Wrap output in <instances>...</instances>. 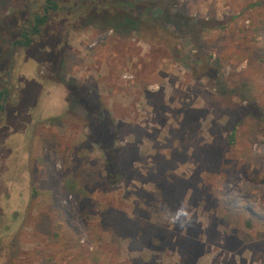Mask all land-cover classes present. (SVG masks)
<instances>
[{"label":"rangeland","instance_id":"374dc122","mask_svg":"<svg viewBox=\"0 0 264 264\" xmlns=\"http://www.w3.org/2000/svg\"><path fill=\"white\" fill-rule=\"evenodd\" d=\"M34 1L0 0L3 70L14 59L0 189L22 214L0 233L14 239L0 264H264V123L247 115L251 101L264 114V0H176L189 17L229 21L201 33L216 80L195 76L184 38L118 36L78 19V0L12 48ZM78 86L116 134L115 187L73 106Z\"/></svg>","mask_w":264,"mask_h":264},{"label":"trees","instance_id":"16d2710c","mask_svg":"<svg viewBox=\"0 0 264 264\" xmlns=\"http://www.w3.org/2000/svg\"><path fill=\"white\" fill-rule=\"evenodd\" d=\"M175 2L176 0H78L79 9H81L78 19L87 18L91 25L104 30H112L118 36L139 34L145 41H151L150 39L171 40L163 39L157 34L158 31L166 32L168 38H184L188 45L190 44L199 51L195 62L194 73L197 74L195 76L207 75L216 80L219 66L217 63H211L210 57L200 51L201 33L205 29L225 26L229 21L189 17L183 11L175 9ZM46 20V17L37 19V26H43ZM8 22L5 21V23ZM34 33L38 34V29L34 28ZM3 34L5 35L4 31H0V63L5 56L3 44L7 41ZM30 43L31 41L25 38V44ZM81 90L85 98L79 96ZM72 93L76 102L73 101L75 104H71L85 112L84 120L91 131V140L103 155L102 168L105 181L108 185L115 187L123 178L119 164L120 155L116 147V134L110 132L106 125L107 118L101 108V99L96 93L88 89L83 90L80 86L73 87ZM247 115L257 117L264 123L263 110L254 101L247 106ZM99 126H102L103 130L100 131ZM234 137L235 129L229 135L231 145L234 143Z\"/></svg>","mask_w":264,"mask_h":264},{"label":"flooded vegetation","instance_id":"af4514ba","mask_svg":"<svg viewBox=\"0 0 264 264\" xmlns=\"http://www.w3.org/2000/svg\"><path fill=\"white\" fill-rule=\"evenodd\" d=\"M41 2V5H40ZM77 6L79 7V3L77 2ZM66 8V11L73 9V7L67 6L64 1L62 0H35L34 3L32 5L29 6L28 9V17H30V19H32V22H23L21 24V30L19 31V38L23 39V43H21L19 40H17L16 42L12 43V48L15 47V45H21L22 47H27L29 45L25 44V38L31 40L33 34L34 33V28L38 29V32H40V26H37V19H42L44 17H46V19H49V15H47L46 9H48V11L51 12H55L58 13V11H64V9ZM46 15V16H44ZM27 27V28H26ZM7 59L5 60V57H3L1 59V63H0V76L1 74L5 75L6 80L0 79V114L4 113V111L7 110V106L10 108V105L8 104V100L10 99V96L12 94L11 90H10V81H11V76H10V72L13 69L14 66V59L12 58V52L9 53V68L7 70H3V68L5 67L6 63H7ZM16 91L13 93L12 99L14 98V95L17 93V91L19 90V87H15ZM70 89V88H69ZM71 91H73V89H70ZM70 95L73 96V93L70 92ZM8 105H7V104ZM25 140V139H24ZM24 140L20 142V144L18 145L19 149V153L21 152V145L23 146ZM17 152V153H18ZM16 153V154H17ZM14 154V155H16ZM10 157V156H9ZM16 166V165H14ZM3 171L1 172L2 175ZM11 192V191H8ZM8 192H5V189H0V200L2 198L7 199L5 201V204L0 207V233L4 232V233H8L11 232L12 230V223L14 221H17L18 219H20L22 217L21 213H18L17 211H10L11 209L9 208L10 206H13V204H15L14 202H12L11 199V194H9ZM8 193L9 195L7 196V198H5V195ZM10 221V222H9ZM9 222V223H7ZM19 225V224H18ZM18 231V230H16ZM14 239H10L9 235L6 234L5 236L2 235V237L0 236V244H4V242L8 245L13 244ZM10 242V243H9ZM0 246V250H2V254L0 253V261L5 259L4 258V247Z\"/></svg>","mask_w":264,"mask_h":264},{"label":"built area","instance_id":"2783aa9c","mask_svg":"<svg viewBox=\"0 0 264 264\" xmlns=\"http://www.w3.org/2000/svg\"><path fill=\"white\" fill-rule=\"evenodd\" d=\"M125 78H127V77L125 76Z\"/></svg>","mask_w":264,"mask_h":264}]
</instances>
